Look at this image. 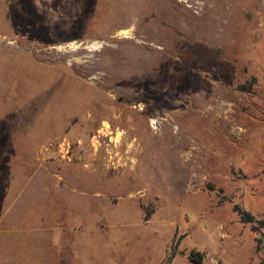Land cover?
<instances>
[{
	"label": "rangeland",
	"instance_id": "374dc122",
	"mask_svg": "<svg viewBox=\"0 0 264 264\" xmlns=\"http://www.w3.org/2000/svg\"><path fill=\"white\" fill-rule=\"evenodd\" d=\"M235 205L264 217V0H0V264H264Z\"/></svg>",
	"mask_w": 264,
	"mask_h": 264
},
{
	"label": "trees",
	"instance_id": "16d2710c",
	"mask_svg": "<svg viewBox=\"0 0 264 264\" xmlns=\"http://www.w3.org/2000/svg\"><path fill=\"white\" fill-rule=\"evenodd\" d=\"M235 210H237L239 214L240 221L243 223H251L255 228H264V217L257 218L249 211L241 209L239 206H234ZM256 250L262 252L263 262H264V244L263 239L258 237L256 238ZM173 252L170 254V258ZM188 258L196 263H200L203 259L202 255L197 251H190L188 253Z\"/></svg>",
	"mask_w": 264,
	"mask_h": 264
},
{
	"label": "built area",
	"instance_id": "2783aa9c",
	"mask_svg": "<svg viewBox=\"0 0 264 264\" xmlns=\"http://www.w3.org/2000/svg\"><path fill=\"white\" fill-rule=\"evenodd\" d=\"M57 148L62 158L69 157L70 142L65 137L59 141Z\"/></svg>",
	"mask_w": 264,
	"mask_h": 264
},
{
	"label": "crops",
	"instance_id": "0c3cea01",
	"mask_svg": "<svg viewBox=\"0 0 264 264\" xmlns=\"http://www.w3.org/2000/svg\"><path fill=\"white\" fill-rule=\"evenodd\" d=\"M102 194V193H101ZM103 195V194H102ZM98 196H99V194H98Z\"/></svg>",
	"mask_w": 264,
	"mask_h": 264
}]
</instances>
